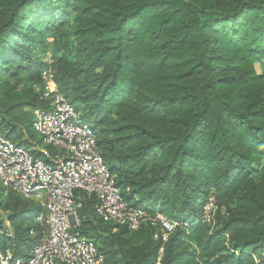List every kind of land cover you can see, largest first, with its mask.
<instances>
[{"label":"trees","instance_id":"obj_1","mask_svg":"<svg viewBox=\"0 0 264 264\" xmlns=\"http://www.w3.org/2000/svg\"><path fill=\"white\" fill-rule=\"evenodd\" d=\"M43 71L123 199L180 222L162 242L149 224L101 221L81 196L77 230L104 264H264V0H0V133L34 158ZM21 205H6L0 253L26 259L47 228Z\"/></svg>","mask_w":264,"mask_h":264},{"label":"built area","instance_id":"obj_2","mask_svg":"<svg viewBox=\"0 0 264 264\" xmlns=\"http://www.w3.org/2000/svg\"><path fill=\"white\" fill-rule=\"evenodd\" d=\"M41 79L42 86L33 88L43 106L33 111L32 122L41 140V156L34 158L29 150L0 133V185L5 193L42 202L36 221L46 226L47 233L28 258H13L7 250L0 253V264H104L95 244L77 230L81 196L96 200L95 214L101 221L122 225L128 231L149 224L159 229L162 242H166L180 222L157 211L148 214L123 199L116 176L97 151L92 128L58 92L48 71L42 72ZM215 210V199L210 196L202 207V222L211 224Z\"/></svg>","mask_w":264,"mask_h":264},{"label":"rangeland","instance_id":"obj_3","mask_svg":"<svg viewBox=\"0 0 264 264\" xmlns=\"http://www.w3.org/2000/svg\"><path fill=\"white\" fill-rule=\"evenodd\" d=\"M50 59V61H52V59H51V54L50 53H47L46 55H45V58H44V61H48ZM255 68H256V70L257 71H259V68H258V64L255 66ZM36 135V134H35ZM36 138H37V140L39 139V136L38 135H36ZM34 148H38V150H40L41 148H42V146L41 145H39V146H37V147H34ZM30 150H32V149H30ZM2 196L0 197V222H2V224L3 225H5L6 226V228L9 230V227H8V222H7V216H8V214H9V211L8 210H6V205H7V203L9 204V205H11V207L12 208H14V207H17L16 209L18 210V211H20V210H22V209H25V208H22L21 206V204H22V202H23V204H25L26 206H40L41 208H42V205H41V203L42 202H40V201H38V200H35V199H30V200H25V199H22V200H20V204L18 203L16 206L14 205V203H13V201H14V199H16V196L14 195H10V194H8V193H5V191L4 190H2ZM16 201V200H15ZM17 202V201H16ZM24 206V205H23ZM27 208V207H26ZM42 210H43V208H42ZM213 223V222H212ZM212 223L211 224H209V226H210V228L212 229L213 227V225H212ZM115 231V230H114ZM155 234L158 236V235H160V231H156L155 232Z\"/></svg>","mask_w":264,"mask_h":264}]
</instances>
